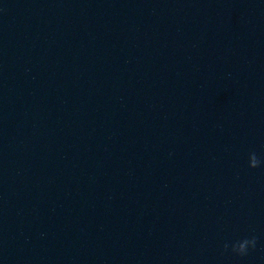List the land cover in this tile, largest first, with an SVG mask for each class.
Masks as SVG:
<instances>
[{"label":"clouds","instance_id":"clouds-1","mask_svg":"<svg viewBox=\"0 0 264 264\" xmlns=\"http://www.w3.org/2000/svg\"><path fill=\"white\" fill-rule=\"evenodd\" d=\"M264 163L257 154L253 151L250 152L248 155V167L250 169H256L261 166V164ZM257 244V239L256 237H251V238H245L239 241H236L231 245V251L238 255V256H246L248 254L249 249H255ZM224 249L228 250L229 245L227 243L224 244Z\"/></svg>","mask_w":264,"mask_h":264}]
</instances>
